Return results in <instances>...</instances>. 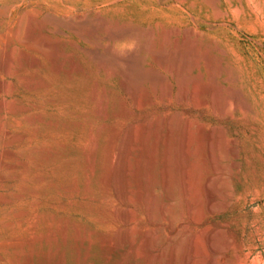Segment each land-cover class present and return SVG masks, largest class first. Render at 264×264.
<instances>
[{"label": "rangeland", "instance_id": "374dc122", "mask_svg": "<svg viewBox=\"0 0 264 264\" xmlns=\"http://www.w3.org/2000/svg\"><path fill=\"white\" fill-rule=\"evenodd\" d=\"M0 87V264H152L148 198L154 264L189 238L194 264H264V0H0ZM117 147L127 204L102 184Z\"/></svg>", "mask_w": 264, "mask_h": 264}, {"label": "bare ground", "instance_id": "6f19581e", "mask_svg": "<svg viewBox=\"0 0 264 264\" xmlns=\"http://www.w3.org/2000/svg\"><path fill=\"white\" fill-rule=\"evenodd\" d=\"M115 37V36H114ZM125 37V36H124ZM123 37V38H124ZM127 37V36H126ZM110 39V38H109ZM112 39V38H111ZM118 40L120 39L119 37L117 38ZM117 39H115V40H117ZM113 40V39H112ZM192 47V46H191ZM190 47V48H191ZM163 55V54H162ZM165 55V54H164ZM156 57V56H155ZM166 57V56H165ZM163 58V57H162ZM157 59V58H156ZM158 59H160V61L161 62H165L163 59H161V58H159L158 57ZM157 63H159L158 61H156ZM160 62V63H161ZM163 64V63H162ZM181 63H180V59H178V61L176 62V64H174V65H172V67H173V70H175L176 71V73H177V75H178V77H176V78H179V81L181 82V84H182V86H183V80H182V72H181ZM69 76H70V74H69ZM137 79V78H136ZM157 85V84H156ZM155 86V85H154ZM185 87H187V86H185ZM184 87V88H185ZM1 88V87H0ZM186 89V88H185ZM188 89V88H187ZM186 89V90H187ZM186 90H184V93L185 94H188L187 92H186ZM1 91V90H0ZM132 91V90H131ZM183 92V91H182ZM210 92V91H209ZM132 93H134L133 91H132ZM212 94H213V92H212ZM187 96V95H186ZM185 97V96H184ZM213 97V96H212ZM186 98V97H185ZM219 110L221 111V113L222 112H224L225 111V109H224V106L221 104L220 106H219ZM92 137V136H91ZM90 137V138H91ZM93 138V137H92ZM92 141H93V139H92ZM146 142H144V144H145ZM93 144H94V142H93ZM94 146V145H93ZM92 146V147H93ZM121 146V145H120ZM144 146H146V144L144 145ZM95 147V146H94ZM123 147H124V145H123ZM121 148V147H117L116 148V150L110 155V157H109V159H108V168H107V173H106V176H104L103 177V179H102V184H105V185H107L108 187H110V188H114L116 191L115 192H117V194H118V198H119V200L118 201H121V202H123V203H125V204H127V202H128V195H129V191H128V189H130V188H128L127 189V187H126V185H125V182H123V181H121L120 179L121 178H123V177H125V176H127L128 174H127V168H129V167H127L126 168V163H127V160H126V147H128V145H126V147L125 148ZM147 147V146H146ZM89 149V148H88ZM114 149V148H113ZM149 149V148H148ZM147 148H146V151L145 152H147V150H148ZM91 150H92V148H91ZM93 150H94V148H93ZM128 150H129V148H128ZM225 152V151H224ZM128 154H129V152H128ZM212 152H211V150H207L206 151V157L207 158H210L211 159V157H212ZM148 155H149V152H148ZM150 155H151V153H150ZM147 156V158H145L146 160H145V163H144V172L146 173V176H145V182H144V184H142L141 186H143V189L144 190H141V191H145V194L146 195H148L147 196V198L148 197H150V193L153 191V189L155 188V186H156V184L157 183H155V181L154 180H152V178L150 177L151 175H150V172L149 171H151V170H153V169H151L152 168V164H151V162L153 161V160H151V156ZM154 155V154H153ZM153 155H152V157H153ZM218 155H220V154H218ZM222 156L224 155V153H222L221 154ZM142 157H145V155H143V156H141V158ZM88 158V157H87ZM140 158V157H139ZM140 158V159H141ZM220 158H221V156H220ZM153 159H155V157L153 158ZM216 159V158H215ZM213 160V159H212ZM87 161H89L88 159H87ZM93 161H94V159H93ZM134 161H136V160H134ZM156 162H157V160H155ZM162 161H163V159H162ZM161 161V162H162ZM208 161V160H207ZM211 161V160H210ZM215 161V160H214ZM142 161H140V163H141ZM165 162V161H164ZM212 162V161H211ZM221 162V161H220ZM155 165H156V163L155 162H153ZM142 164V163H141ZM218 164V163H217ZM135 165V164H134ZM137 166H138V164H136ZM155 165H154V167H155ZM163 165V164H162ZM213 165V164H212ZM90 166V165H89ZM136 167V166H135ZM165 167V166H164ZM216 167V166H215ZM92 168V167H91ZM140 168V167H139ZM142 169V168H141ZM165 169H167L166 167H165ZM92 170H93V168H92ZM134 170V169H133ZM132 170V171H133ZM219 170H221L220 172H223V173H225L224 171H226L227 172V170H225V167H224V165H220V168H219ZM135 171V170H134ZM217 169L216 168H213V171H212V174L211 175H209V176H206V178L204 179L205 180V191H207L208 192V194H209V198L207 199L208 200V211L209 212H211L212 211V200H213V195H212V191L210 192V189L211 188H215V189H217V190H219L223 195H225V197H228L227 196V194H226V191H225V189L223 188L224 187V179L222 178V177H220V176H218V174H217ZM91 172V171H90ZM130 172V171H129ZM137 172V171H136ZM139 172V171H138ZM142 172V171H141ZM219 172V171H218ZM219 172V173H220ZM133 173V172H132ZM143 173V172H142ZM141 173V174H142ZM136 174H138V173H136ZM140 174V173H139ZM222 174V173H221ZM226 174V173H225ZM224 174V175H225ZM130 175H131V172H130ZM129 175V176H130ZM152 175H153V173H152ZM223 175V176H224ZM131 176H133V175H131ZM142 177L144 176V175H141ZM136 177V176H135ZM224 177H226V176H224ZM128 178V177H127ZM132 178V177H131ZM134 178V177H133ZM132 178V179H133ZM124 179H126V178H124ZM123 180V179H122ZM136 180V179H135ZM141 180H142V178H141ZM143 180V181H144ZM127 181V180H126ZM139 181V180H138ZM137 181V182H138ZM204 183V182H203ZM137 184V183H136ZM104 185V186H105ZM165 185V184H164ZM139 187V186H138ZM140 188V187H139ZM142 188V187H141ZM163 188H166L165 186H163ZM168 188V187H167ZM113 189V190H114ZM203 189V188H202ZM110 190V189H109ZM139 190V189H138ZM219 191H217V192H219ZM110 192V191H109ZM114 192V191H113ZM221 193H219L220 195H221ZM116 194V195H117ZM142 194V193H141ZM71 195V194H70ZM107 195V194H106ZM130 195H132V194H130ZM133 195H135V194H133ZM136 195H137V193H136ZM136 195H135V197H136ZM207 195V194H206ZM130 198V197H129ZM223 198V197H222ZM137 199V198H136ZM138 199H139V195H138ZM225 199V198H224ZM144 200H146V198L144 197ZM148 201H146V206H147V214H148V218H149V221H150V223H151V225L152 226H154V228H152V229H154V230H149V229H147V230H145V232H144V237H145V239H146V244H144L145 245V248H146V252H148L147 254L149 255V261H146V262H149V263H152V264H154V260L155 259H157L155 256H153V254L151 255V254H149V253H152L151 252V250L153 249V246H154V244H157V243H159L158 244V246L160 245V244H162L161 243V241H160V236H159V234H158V231H160V230H158V228H159V225H160V218L161 217H163V214L165 213L164 211V209H163V205H165V204H163V205H161V203H160V206H155L151 201H149V200H151V199H147ZM226 200V199H225ZM224 200V201H225ZM189 201V200H188ZM230 201V200H229ZM121 202H119V203H121ZM130 202V201H129ZM145 202V201H144ZM151 202V203H150ZM192 203H193V201H191ZM215 202V201H214ZM188 203V206H187V215H188V218H189V220H190V224H192L193 223V218H192V215L194 214V212H195V208H196V205L193 203ZM224 203V202H223ZM229 203V202H228ZM130 204V203H129ZM140 204V203H139ZM158 204V203H157ZM122 205V204H121ZM225 205V204H224ZM226 205H227V203H226ZM116 206V205H115ZM128 206V205H127ZM144 206H145V204H144ZM228 206V205H227ZM226 206V207H227ZM119 208H121V207H119ZM124 208V207H123ZM130 208V207H129ZM115 209V208H114ZM117 209V208H116ZM126 209H128V208H126ZM125 209V210H126ZM145 209V208H144ZM164 210V211H163ZM117 211V213H118V215H119V220L121 221V223H123V225H125V227L127 226V225H129V222L130 221H132V220H130V218L132 219V216L131 217H129V209H128V211L129 212H127V211H122L121 212V210H116ZM156 211V212H155ZM116 214V213H115ZM131 214V213H130ZM183 215V214H182ZM186 215V216H187ZM116 217V216H115ZM160 217V218H159ZM180 218V217H179ZM187 218V217H186ZM116 219H117V217H116ZM184 219V218H183ZM176 220V219H175ZM119 221V222H120ZM179 221H181V220H179ZM103 223H104V221H103ZM33 224V223H32ZM32 224H31V226H32ZM170 224V223H169ZM172 224V223H171ZM189 225V224H188ZM30 226V227H31ZM34 226V225H33ZM147 226V225H146ZM190 226V225H189ZM127 227H129V226H127ZM180 227V226H179ZM145 228V227H144ZM151 228V227H150ZM143 229V228H142ZM123 230V229H122ZM129 230H130V227H129ZM141 230V229H140ZM179 230V232H180V229H178ZM166 233H167V238L169 237V240H171V241H173L174 242V239L177 237L176 236V232H177V226H174V225H171V226H169V227H167V229H166ZM85 232V231H84ZM121 232H123V231H121ZM80 233V232H79ZM78 233V234H79ZM143 233V232H142ZM141 233V234H142ZM213 233V232H212ZM211 233V234H212ZM85 234V233H84ZM31 235H32V233H31ZM126 235V234H125ZM178 235V234H177ZM142 236V235H141ZM212 236V235H211ZM48 237H49V240H50V238H51V234H50V236L48 235ZM53 237V236H52ZM117 237V236H116ZM47 238V237H46ZM79 238V237H78ZM215 238V237H214ZM35 239H37V238H35ZM35 239H34V236H31V237H29L28 239H27V241H28V244L30 245V246H32L34 243H35ZM80 239H81V241L82 242H84V241H86L85 240V236L83 237V236H80ZM120 239V238H119ZM124 239V238H123ZM127 239V238H126ZM40 240V239H39ZM53 240V239H52ZM112 240V239H111ZM116 240H118V238L116 239ZM131 240V239H130ZM206 240H207V238H206ZM211 240V238L210 237H208V240L207 241H209V242H211L210 241ZM160 241V242H159ZM37 242H41V241H37ZM36 242V243H37ZM120 242H121V240H120ZM127 242V241H126ZM144 242V241H143ZM170 242V241H169ZM172 242V244H174ZM18 244H19V242H17ZM128 243V242H127ZM134 243V242H133ZM179 243V242H178ZM212 243V242H211ZM15 244V243H14ZM14 244H12V245H14ZM25 244H27L26 242H25ZM115 245V244H114ZM116 245H118V244H116ZM130 245V244H129ZM135 245V244H134ZM22 246V245H21ZM184 251H183V253H181L182 255H180V252H181V248H183V247H180V245H177V244H174L170 249H169V252L167 253V252H163L159 257H158V254H157V257H158V261H159V264H162L163 262H165L167 259L170 261V263L171 264H194V253H193V247H194V243H193V240L191 239V238H189L188 240H187V242L186 243H184ZM196 246V245H195ZM12 247V246H11ZM18 247V246H17ZM117 247V246H116ZM119 247H121V246H119ZM157 247V246H156ZM156 247H154V248H156ZM20 248V247H19ZM144 248V249H145ZM15 249V248H14ZM29 249H30V247H29ZM32 249V248H31ZM119 249V248H118ZM20 250V249H19ZM155 250V249H154ZM212 250V256L213 255H217L218 253H219V251L216 249V248H212L211 249ZM143 251H145V250H143ZM16 253L18 252V251H15ZM31 252H33V251H31ZM130 252H131V254H136L137 253V251H135L134 250V248L131 246L130 247ZM136 252V253H135ZM129 253V252H128ZM143 253V252H142ZM144 254V253H143ZM17 255V254H16ZM142 255V254H141ZM138 256V255H137ZM146 256V255H145ZM145 256H144V258H145ZM208 257V256H207ZM214 257V256H213ZM212 257H210L209 256V259H208V261H207V264H212ZM145 260H146V258H145ZM214 260V259H213ZM157 261V262H158ZM196 261V260H195ZM206 261V260H205ZM30 262V261H29ZM14 264V263H13ZM158 264V263H157ZM165 264H167V263H165ZM205 264H206V262H205ZM214 264V263H213Z\"/></svg>", "mask_w": 264, "mask_h": 264}]
</instances>
